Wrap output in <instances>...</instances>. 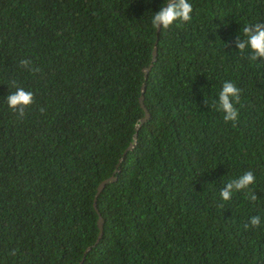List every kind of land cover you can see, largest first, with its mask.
<instances>
[{"label":"trees","instance_id":"1","mask_svg":"<svg viewBox=\"0 0 264 264\" xmlns=\"http://www.w3.org/2000/svg\"><path fill=\"white\" fill-rule=\"evenodd\" d=\"M189 3L158 33L165 0H0V264H78L89 246L84 264H264V58L236 47L264 0ZM144 82L150 118L121 161ZM18 87L34 94L23 117L6 100Z\"/></svg>","mask_w":264,"mask_h":264},{"label":"clouds","instance_id":"2","mask_svg":"<svg viewBox=\"0 0 264 264\" xmlns=\"http://www.w3.org/2000/svg\"><path fill=\"white\" fill-rule=\"evenodd\" d=\"M193 11L189 0H165V4L161 7L160 11L154 13L151 23L153 28L167 29L174 22L180 21L181 23L188 22L191 20V13ZM244 39L238 38L236 40V47L241 53L245 52L246 49L251 50L250 59L257 61L260 58H264V25L256 23L254 25H246L242 29ZM21 67L28 68L30 61L22 60ZM35 70V69H33ZM240 92L231 82H224L222 90L218 96V107L224 113L225 122H235L239 119V111L234 106L233 101L236 104L240 103ZM8 106L13 112H17L20 117L25 115V109L32 105L34 102V94L30 91H26L23 88H17L14 92L6 97ZM205 103H208L207 100ZM43 111V109H41ZM255 182V176L252 171H246L238 179L233 180L220 190V197L223 201H229L232 198L234 191H243L248 189ZM249 199L255 201L257 196L255 193H249ZM223 207V205H221ZM260 217L254 216L251 218V225L259 227ZM248 225H245L247 227Z\"/></svg>","mask_w":264,"mask_h":264},{"label":"water","instance_id":"3","mask_svg":"<svg viewBox=\"0 0 264 264\" xmlns=\"http://www.w3.org/2000/svg\"><path fill=\"white\" fill-rule=\"evenodd\" d=\"M162 29V26L160 29H157V32L160 33ZM158 42V40L156 41V43ZM157 56H158V48L157 46L155 45L154 49H153V57H152V62L151 64L145 68V73H146V78L148 77V73L151 71V69L153 68V66L155 65V62L157 60ZM145 90H146V82H144L143 84V89H142V94H141V97H140V104H141V107L144 109L145 111V115L143 116V118L141 119L140 123L137 125L136 127V132L134 134V139H133V142L126 148L125 152H124V155L123 157L121 158V161L125 158V156L127 155L128 151L130 150H133L134 149V146L136 145L137 141H138V130L139 128L150 118V111L149 109L147 108L146 104H145ZM119 172V169H116L115 170V173L108 177L107 179L103 180L98 188H97V193H96V196H95V199H94V206H95V209L97 210V212L99 213V220H98V226L100 228V233H99V237L98 239L96 240V243L94 244V246H96L102 236H103V232H104V218L103 216L101 215V212L99 211V208H98V198L100 196V194L102 193V191L105 189V187L107 186V184L109 183H112V182H116L118 180V176L116 175V173ZM92 248V246H89L87 251ZM87 251L85 252V255L84 257L81 259V261L78 263V264H84V261H85V258H86V253Z\"/></svg>","mask_w":264,"mask_h":264}]
</instances>
